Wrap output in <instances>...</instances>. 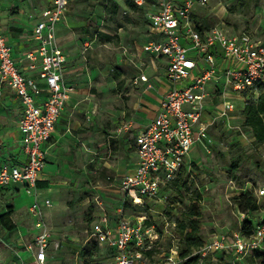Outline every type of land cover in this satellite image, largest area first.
<instances>
[{
  "label": "built area",
  "instance_id": "1",
  "mask_svg": "<svg viewBox=\"0 0 264 264\" xmlns=\"http://www.w3.org/2000/svg\"><path fill=\"white\" fill-rule=\"evenodd\" d=\"M133 1L138 6L143 4L142 0ZM206 3L207 0H159V9L148 15L150 29L159 40L148 41L144 51L167 59L166 81L170 88L155 119L135 138L138 161L134 172L120 180L123 199L115 211V226H109L104 215L87 231L88 240L111 249L115 264H185L189 258H196L201 264L215 254L229 255L239 263L253 252L264 253V222H255L249 237L239 232L229 239L225 235L213 236L190 257L180 258L173 220L165 217L163 230L159 231L153 222L146 225L150 221L147 215H137L133 222L125 216L124 202L143 207L147 200H160V193L178 177L193 147L209 151L214 144L208 133L210 125L222 121L231 127L228 119L235 105L227 94L242 96L244 105L251 96L257 97L264 90V42L248 31L228 35L219 27L198 30L191 20L192 8ZM66 9L67 0H49V6L33 28L35 50L26 54L30 69L40 63L39 78L44 81L47 94L41 103L36 100L41 89L20 73L0 22V80L20 100L22 116L18 129L27 155L25 164L0 169V186L21 184L34 198L29 213L35 219L38 233L27 249L34 253L37 264H46L47 252L60 247L44 222L43 209L51 203L40 201L36 188L46 160L42 145L54 132L56 121L74 91L64 82L66 56L56 40V29ZM220 78L224 83L221 108L214 120L206 123L203 121L208 97L206 85ZM258 195L264 197V188ZM162 238L170 242L168 254L162 261L151 263L145 253L153 251Z\"/></svg>",
  "mask_w": 264,
  "mask_h": 264
},
{
  "label": "rangeland",
  "instance_id": "2",
  "mask_svg": "<svg viewBox=\"0 0 264 264\" xmlns=\"http://www.w3.org/2000/svg\"><path fill=\"white\" fill-rule=\"evenodd\" d=\"M118 1L125 4L129 0ZM157 1L149 0V5L134 12L127 6H122L113 16L103 13V0H72L71 2L73 7L71 14L74 17L72 25L75 33L79 34L82 20L94 11L97 17L95 24H98L93 23L91 29L110 32L119 38L120 43L110 44L108 48L101 50L97 49L95 56L98 58V54L105 55L108 61H78L84 63L83 68L86 70L81 68L86 78L81 83V90L89 92L97 104L94 120L98 129V133L95 134L96 150H94L95 156H91L92 160L88 162L87 159L83 163L86 169L85 177L52 179L51 185L39 193L41 198L50 199L53 203L52 207L44 210L46 228L52 236L61 239L58 250L50 253L51 264H115L110 251L104 245L99 246V251L96 253L89 252L91 245L88 246L86 242L87 231L91 230L95 222H99L102 214V208L97 206L96 201L101 202L102 207L105 206L110 211V215L112 205L116 204V193L112 190L117 188L121 175L129 163L127 155L129 149L118 141H124L125 144L133 141L126 136L132 129V126L126 124V114L128 113L131 118L142 120H145L144 115L147 116V112L142 108L147 107L152 92L133 89L128 82L135 76L136 66L139 65L146 71L149 81H154L158 87L160 86L159 73L153 72L152 61L145 56L141 60L133 58L130 61L131 57L138 54L146 31L150 6ZM196 14L199 22L206 27L219 26L228 35L247 30L264 41V0H245L243 3L238 0H207L205 5L196 7ZM90 51H83L79 59L87 56L92 59V55H89ZM116 70L121 72L120 79L124 81L120 90L117 89ZM88 72L93 73V78L88 79L85 74ZM239 98L238 94H231L229 98L238 109L240 106L243 107V100ZM228 122L232 128L220 121L211 130L215 144L208 152L197 145L190 150L185 170L178 183L163 189L159 196L160 200H147L143 207L128 209L126 215L129 220L133 222L135 216L147 215L156 228L162 231L163 219L166 217L173 220L175 230L178 232L176 225L197 193L201 197L199 221L200 236L204 243L213 236L225 235L229 239L233 233L239 232L242 219L245 217L238 211L233 198L245 190H252L261 209L250 213L248 217L255 222H264V197L258 195V191L264 188V146L256 144L249 131L243 127L239 110L229 116ZM104 131L111 137L104 135ZM234 164L236 169H233ZM108 177L111 181L107 180ZM21 191L19 199L17 197L15 199L19 210L12 217L13 228L7 231L8 238L5 239V244H9V239L14 240L20 234L26 243L31 242L30 233L34 230L35 219L29 216L27 209L32 199L25 191ZM9 206L10 204L7 203V208ZM92 210L96 215L93 221L89 220ZM2 233L4 234L5 231L0 228V236ZM3 246L2 249L5 250ZM79 247L85 252L83 257L81 251L77 252ZM176 247L179 251L181 244L178 234ZM169 248L170 242L162 238L155 247L150 262L162 261L168 254ZM201 264H258V261L249 256L238 263L229 255L215 254Z\"/></svg>",
  "mask_w": 264,
  "mask_h": 264
},
{
  "label": "crops",
  "instance_id": "3",
  "mask_svg": "<svg viewBox=\"0 0 264 264\" xmlns=\"http://www.w3.org/2000/svg\"><path fill=\"white\" fill-rule=\"evenodd\" d=\"M112 1L118 5V10L122 6H127L128 2L126 1L125 4H122L118 0ZM142 1L143 4L141 6L137 5L138 9L136 11L141 8H145L144 6L146 5H149V0L147 2L145 0ZM71 2L72 0H67V9L64 12L63 17L56 29V40L58 47L66 56V63L63 68L64 82L68 85H71L74 88V91L72 92L69 101L64 106L56 121L54 132L47 142L42 145V149L46 154V160L40 173L36 188V194L40 201H50V199L41 198L39 193L51 185L50 183L52 179L62 177L64 180L66 178L85 177L84 172L86 169L83 163L87 159L88 162H90V160H92L91 156H95L94 150H96L97 142L95 134L98 133V129L95 127L94 120L95 115L97 114V104L91 98V94L89 92L81 90V83L82 81L86 80L84 72H81V68L85 66L83 65L84 63L78 61H108L105 55L98 54V58L95 56L96 52L98 51L97 49L101 50L102 48H108L107 46L110 44L119 45L120 43L119 38L113 36L110 32L97 28L91 29L90 26L93 25V23H96L97 18L94 11L89 13V15L84 17V20H82L83 23L79 26L78 30L79 34L75 33L72 25L74 17L71 14V11L73 10ZM48 6L49 0H0V22L5 42L11 49L12 58L14 59L20 73L25 77L32 79L41 89V93L36 96V100L39 103L44 101L47 97L45 83L39 78L40 63H36L35 69H30V64L26 59V54L35 50L36 42L33 37V28L40 20L41 13ZM198 6L200 5L195 4L193 6L191 20L198 30L208 31L211 28L200 23L199 19L196 17V7ZM150 9L151 10L148 12V15L150 13L156 12L159 9V0L156 4L151 5ZM103 13L110 16L117 14V12L112 14L108 11H105L104 6ZM248 32L255 39H258L252 32ZM105 35L109 36L110 39H106L104 37ZM230 35L238 34L232 32ZM151 40H159V37L151 31L148 19L146 31L143 35V40L139 47L138 54H136L134 57H131L130 61H132L133 58L141 60L144 56L147 57L149 61H152L153 72L157 74L159 73L158 81L160 82L161 87H158L157 83L154 81H149L150 79L147 76L146 71L142 70L139 65L136 66L137 69L135 76L128 81L131 85V88L141 91L144 90V92L151 91L153 95L150 96V102L146 105L147 107L142 108L147 112V116L144 115L145 120L131 118L128 113L125 116V120L127 121L126 124L132 126L131 131H129L126 136L133 139V141L128 144H125V142L121 140L118 141L122 146L125 145L129 149V153L127 152L129 163L126 166L124 173L121 175V178L134 172L138 161V156L135 150V138L140 133H142L145 128L155 119L160 108V103L170 88L166 81L167 59L165 57L151 56L144 51V45ZM82 50L84 52L91 50L89 55H92V59H90L88 56L79 59V56L83 52ZM83 69L86 71L85 68ZM85 74H87L86 76H88V79L93 78V73L88 72ZM120 77L121 72L116 70L115 79L118 80L117 89L119 90L122 88L124 83L123 79H120ZM223 86V78L209 82L206 85L208 97L206 99L205 112L203 114V121L206 123L212 122L217 114V111H219L221 108L222 98L220 94L223 90ZM226 97L228 100H230L229 98H231V94H227ZM239 99L243 100L242 96H240ZM238 110L240 111V120L243 124L244 119L241 115V106L239 109L235 106L234 111ZM234 111L231 112L229 116L233 115ZM21 116L22 106L19 98L13 89L0 80V169L3 167L10 168L13 166H21L27 161V155L22 142L23 137L18 129V122ZM219 123L220 121H217L208 127V133L213 140L214 138L211 134V130ZM103 133L107 137H111L106 134V131ZM112 142H114L113 139ZM107 180L111 181L109 177ZM120 180L117 188L112 190L114 193H116V204L112 205L111 207V215L110 211H108L105 206L102 207L101 202L96 201L97 206L102 208L101 218L105 215L107 218V223L111 227L115 226V211L120 206L123 199V193L120 190ZM20 191H25L24 186L21 184L0 186V215L10 210L12 211V214L9 216V219L13 221L12 217H14L16 212L19 210L16 207L15 199L16 197L18 198L20 196ZM29 197H31V202L33 203L34 198L30 195ZM7 203L10 204L8 208ZM50 203V207H52L53 203ZM29 207L27 209V213L29 216L33 217L29 213ZM48 208H44L43 212ZM95 216V211L92 210V221ZM125 216L128 218L126 212ZM133 220H135V218H133ZM3 230L5 233H2L0 236V241L2 244H4V246L0 244V264H37L34 253L27 249V246L33 243L34 237L38 233L35 227L33 232L30 233L32 235L30 243H26L20 234L14 240L12 238L9 239V244H5L4 241L6 238H8V235L6 234L8 230ZM52 239L57 242H60L61 240L54 236H52ZM87 241L88 236L86 242ZM2 246L5 248V250L2 249ZM107 249L111 252L110 248L107 247ZM80 250L81 247L77 249V252ZM54 252L55 251L51 249L47 252L46 264H51L52 258L50 253Z\"/></svg>",
  "mask_w": 264,
  "mask_h": 264
},
{
  "label": "trees",
  "instance_id": "4",
  "mask_svg": "<svg viewBox=\"0 0 264 264\" xmlns=\"http://www.w3.org/2000/svg\"><path fill=\"white\" fill-rule=\"evenodd\" d=\"M145 1L147 2L148 0ZM244 1L245 0H238L240 3H243ZM103 4L104 10L112 14H115L119 8L118 5L112 0H103ZM127 7L131 11H136L138 9L133 0H129L127 2ZM104 37L106 39H110L109 36L105 35ZM241 115L244 119L242 124L243 127L249 131L256 144L264 146V90H262L257 97H250L249 102L243 105ZM233 169H236V164L233 165ZM184 170L185 167L181 169L178 177L170 185H176L178 183V180ZM200 200V195L196 193L195 199L191 200L187 211L183 213L182 219L178 222V225H176L178 226V232L176 231V234H178L179 243L181 244L180 250L178 251L180 258L190 257L195 250L204 245V241L200 236ZM233 200L240 214L245 216L242 219L243 221L240 225L239 233L243 237H249L253 234L255 221L248 216L250 213L260 211L261 206L252 190H245L243 193L235 196ZM123 207L124 211L126 212L128 209H134L138 206L132 205L129 202H124ZM146 209L149 208L146 207ZM168 210L171 211L169 208ZM10 215L11 211H7L6 213L0 215V228L6 230H11L13 228V226L10 224ZM89 220L92 219L89 218ZM150 224L151 221H146V225ZM87 244L88 246L91 245L89 252L92 251L96 253L99 251V245L92 240H88ZM154 253L155 249L153 251H148L145 253V257L152 261ZM110 254L113 258L114 255L112 251ZM84 255L85 252L81 251V257ZM251 258L255 261H258V264H264V253L253 252ZM185 264H199V260L196 258H189Z\"/></svg>",
  "mask_w": 264,
  "mask_h": 264
}]
</instances>
